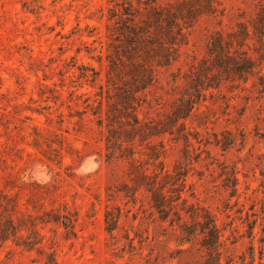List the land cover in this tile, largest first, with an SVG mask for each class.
<instances>
[{"label": "rangeland", "instance_id": "obj_1", "mask_svg": "<svg viewBox=\"0 0 264 264\" xmlns=\"http://www.w3.org/2000/svg\"><path fill=\"white\" fill-rule=\"evenodd\" d=\"M116 1L0 0V192L13 179L18 187L12 192L25 188V201L31 184L41 183L80 212L77 238L66 239L63 228L56 234L54 225L44 230L47 247L57 239L61 264H201L206 252L199 244H182L181 231L160 220L148 193L140 191L134 202L118 192L132 185V164L151 174L179 164L188 171L187 184L179 183L183 196L218 217L223 264H264V93L258 76L226 82L201 98L187 121L192 145L167 134L154 140L159 150L161 141L167 149L159 160L139 141L125 145L136 153L123 158L118 148H108V95L116 91L107 82L106 57L102 78L92 76L102 68L101 51L107 54L108 18L123 2ZM219 1L216 14L186 30L178 61L160 70L149 101L139 107L142 119H165L175 95L191 90L183 79L174 90L171 73L191 75L193 65L210 62L211 36L249 22L264 4ZM102 101L101 121L94 112ZM115 207L123 214L112 235L106 211ZM7 252H0L1 264H43L34 261L36 252L15 249L11 260Z\"/></svg>", "mask_w": 264, "mask_h": 264}, {"label": "trees", "instance_id": "obj_2", "mask_svg": "<svg viewBox=\"0 0 264 264\" xmlns=\"http://www.w3.org/2000/svg\"><path fill=\"white\" fill-rule=\"evenodd\" d=\"M122 1L117 3L121 8L111 9L107 24V36L110 39L107 54L101 51L98 60L102 68L99 71L93 69L92 75L94 81L102 78L106 57L107 82L116 91L114 97L108 95L110 100L114 99L113 103L108 101L107 111L109 150L118 148L123 158L134 157L136 151L132 147L125 148V145L139 141L141 146L146 144L151 159L159 160L167 149L165 142L161 141L159 145L162 149L159 150L158 144L154 143L156 138L169 134L174 140L184 139L192 145L187 121L194 115L201 98L211 90L221 89L226 82L248 83L252 77L258 76L259 91L264 93L262 4L256 17L249 22H239L230 31L219 30L211 36L210 62H204L201 67L193 65L191 75L171 73L174 90L180 87L181 79L189 84L191 90L180 97L175 95L178 98L176 106L167 113L165 119H142L139 107L143 101H149L152 88L159 82L160 70L171 69L178 61L181 46L188 41L186 30L194 27L202 17L216 14L220 1ZM84 74L90 76L89 73ZM103 108L104 101L100 104V111L94 112L100 115L101 121ZM43 136L37 135L35 146H42ZM44 142L51 145L49 140ZM222 143L227 146L224 141H218V144ZM149 170L132 164L129 172L132 185L118 192H124L125 197L135 202L139 192L144 190L149 194L151 207L158 212L160 220L181 231L182 244H199L206 252L201 264H223L224 241L217 215L209 207L190 203L183 196L179 183L187 184L188 171L179 164L175 165L174 171L165 166L153 174ZM17 187L13 179H8L7 189L0 192V252L8 249L7 260H11L15 249H22L36 252L38 257L34 261L61 264L58 259V241L52 239L47 247L44 230L54 225L56 234L63 228L66 239L72 236L77 238L80 212L71 208L68 202L60 201L51 186L32 183L25 201V188L12 192ZM122 214L121 207L107 209L106 229L110 234L113 235L120 227ZM4 261L0 259V264Z\"/></svg>", "mask_w": 264, "mask_h": 264}]
</instances>
